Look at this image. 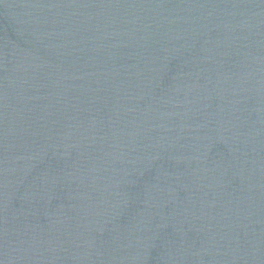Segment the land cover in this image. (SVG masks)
Segmentation results:
<instances>
[{"label": "water", "instance_id": "1", "mask_svg": "<svg viewBox=\"0 0 264 264\" xmlns=\"http://www.w3.org/2000/svg\"><path fill=\"white\" fill-rule=\"evenodd\" d=\"M0 264H264V0H0Z\"/></svg>", "mask_w": 264, "mask_h": 264}]
</instances>
